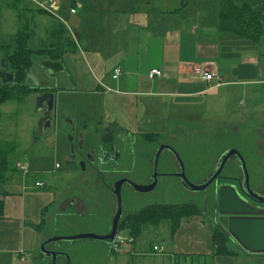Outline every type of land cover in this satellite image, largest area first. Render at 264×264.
<instances>
[{"label": "crops", "instance_id": "obj_1", "mask_svg": "<svg viewBox=\"0 0 264 264\" xmlns=\"http://www.w3.org/2000/svg\"><path fill=\"white\" fill-rule=\"evenodd\" d=\"M206 2L210 0H202L195 7L191 0H181L177 6L176 0H53L52 3L46 0H0V48L15 47L19 33H23L28 37L27 46L31 51H52L59 46L66 51L61 61L34 55L32 62L37 67L32 75L41 88L50 89L43 93L54 95L57 106L62 95L77 93L84 97L83 105L89 114L98 115L99 123H105L103 135L98 136L102 143L90 146L89 150L100 145L105 149L107 145L103 140L111 133L114 152L107 150L116 153V161L110 162L114 163L115 169L121 167L125 150L123 143L115 140L123 135L132 137L138 131L142 133L141 137L158 134L157 147L152 154L161 159L163 153L169 151L177 162L176 151L160 138L174 125V118H198L197 111L189 110V107L205 104L206 94L244 86V96L247 95L246 100L249 99L253 109L264 105V97L257 99L250 89L252 86L264 87V76L258 73V60L230 44L229 40L234 36L225 35L218 25L221 4L214 5L208 12L201 8H210ZM43 5L50 10L43 9ZM2 22L11 24L8 41L1 35ZM4 58L0 49V63ZM117 68L121 73L114 79ZM195 68L216 73L222 83L202 81L194 74ZM153 70H160L161 77L150 78ZM92 99H99L103 104L95 108ZM182 106L187 109L180 110ZM43 108L46 111L40 125L43 132L48 133L52 129L49 117L52 112L45 103ZM234 113L225 117L238 120V124L254 118L256 121L260 114L251 115L244 110L235 119ZM81 128L86 130L88 126L82 122ZM9 149L12 157L13 151ZM226 151L220 152L210 163L205 181L216 170ZM17 166L18 170L8 173L5 183L0 184V264H37L35 256L38 253L52 260L40 249L48 242L43 239L46 216L53 214L58 205L56 200L53 201L54 196L45 191L46 185L39 191L35 186H29L34 172L20 163ZM20 166L25 170L22 171ZM90 167L94 168L93 165ZM179 170L177 168L176 172ZM89 172L88 175L98 172L101 176L102 171ZM151 173L152 169L149 175ZM168 174L164 173V176ZM120 175L118 179L127 178H123V172ZM243 178L240 161L232 157L212 184L211 202L206 196L201 206L199 201L187 203L196 205L199 215L182 220L175 232L170 223L164 234L153 231L162 223L148 225L143 231H151L152 237L158 240L148 246L147 241L139 243L137 251L142 234L133 238L121 252L127 251L130 259L126 261L120 256L119 264H264V204L241 190ZM43 181L38 179L34 183ZM260 184L262 182L251 189L264 195ZM65 204L60 203L57 207L61 211L58 221L71 215L64 213ZM79 204L80 200L76 199L71 206ZM215 230L224 236L223 249L214 243ZM57 233L53 229V236H58ZM56 242H49L46 247ZM158 246L161 250L154 251ZM49 250L60 253L57 261L65 259L60 250L51 247ZM111 250L117 253L114 247Z\"/></svg>", "mask_w": 264, "mask_h": 264}, {"label": "rangeland", "instance_id": "obj_2", "mask_svg": "<svg viewBox=\"0 0 264 264\" xmlns=\"http://www.w3.org/2000/svg\"><path fill=\"white\" fill-rule=\"evenodd\" d=\"M176 1L175 6L181 2V0ZM200 1L202 0H191L195 7L200 5ZM223 1L226 0H210V2H206L210 8L205 6H201V8L203 7L209 12V9H212L214 5L221 4ZM232 1L238 5L251 3L255 6H262L264 14V0ZM2 24L4 25H2L1 35L8 41L11 35V24L9 22H2ZM229 42L235 44L234 46L244 52L243 54L248 52L256 57L258 73L264 76V35L257 43H252L239 36H234V39ZM252 87L250 89L254 91L256 98L262 99L264 87L260 85ZM243 89H245L244 86H237L206 94L205 104L196 105L194 108L189 107V110L197 111L195 113L198 114V118H174V125L168 128V133L162 134L161 142L170 145L179 155L184 174L186 173L185 178L189 183L203 185L206 182L205 174L210 170L209 166L213 159L217 158L220 152L229 151L231 150L229 148L234 147V150L240 151L238 152L246 165L249 187L253 189L262 182L260 190L264 191V105L255 111L251 107L249 99L246 100L247 95L244 96ZM38 97V94H30L23 102L11 101L0 105V149L11 148L13 151L12 163L14 165L20 163L34 172L33 176L35 177L29 182L30 187L35 186V190H42L44 188H37L34 182L38 179L44 180L45 191L54 196L53 201L56 200L58 206L60 203H66L64 213L71 215L64 214L67 216L58 221L59 217L57 219V216L61 211L57 206L54 207L53 214L46 216L47 223L43 228V239L46 242L57 237L67 238L82 234L108 235L111 232L110 229L117 211V198L113 193L117 183L120 180H125L118 179L121 172H123V178L127 177L129 182L124 184L120 190L121 220L126 215L139 212L154 204L190 205L187 203L199 201L198 205L201 206L206 196L211 202L213 186L210 185L206 190L198 192L187 189L178 177L180 170L178 173L176 172L177 168H181L180 164L178 161H174L173 155L169 151L164 152L159 160L158 168L155 171L158 176L155 188L147 192L135 190L133 185L148 186V184H152V173L149 175L151 169L153 170L151 158L157 147L156 142L148 144L143 141L140 131L132 137L123 135L115 140V142H122L125 148L123 150L124 159L121 167H118L119 169H115L111 165L101 167L97 163L96 169L90 167L91 165L86 159L87 154L91 152L89 148L102 143L98 136L103 135L102 128L105 123H99V119L96 118L99 117L98 115L89 114L87 107L83 105L84 97H80L77 93L65 94L60 96L59 106L55 104L52 114H49L50 120H52L51 131L43 132L40 122L46 109H37ZM92 100L91 104L95 108L98 104H103L99 99ZM258 103L260 104L259 101ZM179 109L185 110L187 106H182ZM244 110H247L251 115L260 113L259 116L256 115L259 119L255 121L254 118L247 123L238 124L236 122L238 120L225 117L226 114L235 112V119H238L236 116L240 115V112L243 113ZM216 114L220 117L212 116ZM82 122L87 124L86 130L81 128ZM73 127H75V131H73ZM77 143H79L78 148ZM72 146L77 149L73 155L70 151ZM79 146L82 148L80 149ZM143 156L146 159H142ZM234 157L238 160L236 156ZM111 169L114 171H109ZM91 170L102 171V177H97L98 172L88 175ZM164 173H174L175 175L164 176ZM76 199L80 200L81 204L72 207L71 203ZM168 225V221L162 222L161 226L153 228V231L157 234H164ZM145 227L147 226L142 228L144 233H141L142 235L138 239L137 251L139 243L147 241L148 246L152 241L158 240L157 237H152L151 231H143ZM53 229L58 231L56 234L58 236H53ZM127 233L120 232L118 235L121 239L132 240L133 236ZM128 244L125 242L124 244L106 246L105 242L92 239L73 242L60 240V242L50 243L46 249L51 247V249L60 250L64 256L70 259L71 264H119L120 256L126 261L130 259V254L127 251L121 253L127 249ZM113 247L117 253L111 250ZM60 260L61 258L55 264L67 263L64 258L61 262ZM35 261L37 264H54L53 260L43 257L40 253L36 254Z\"/></svg>", "mask_w": 264, "mask_h": 264}, {"label": "trees", "instance_id": "obj_3", "mask_svg": "<svg viewBox=\"0 0 264 264\" xmlns=\"http://www.w3.org/2000/svg\"><path fill=\"white\" fill-rule=\"evenodd\" d=\"M263 19L262 6H255L251 3L238 5L232 0H226L221 2L219 7L218 25L220 31L225 35L239 36L252 43L259 42L264 35ZM27 40L28 37L26 34L19 33L15 47L5 46L0 48L5 59L8 61V71L14 75V82L12 84H3L0 82V105L10 101L23 102L30 94H42L44 91H50V89H44L40 86L37 88H27L25 86L28 73L34 66L32 57L34 55L48 56L53 61H61L66 53L61 46L52 51L34 52L28 49ZM230 44L233 45L232 43ZM152 136L157 137L158 134L145 135L149 141L150 139L152 140ZM10 155V149H0V184L5 183L8 173L16 172L17 170L11 161ZM199 214L200 210L191 204L151 205L139 212L126 215L119 224L118 233L128 232L133 238H138L144 226H156L165 221L170 223L172 231L175 232L179 228L182 220ZM213 239L217 247L225 248L224 236L219 231H214Z\"/></svg>", "mask_w": 264, "mask_h": 264}, {"label": "water", "instance_id": "obj_4", "mask_svg": "<svg viewBox=\"0 0 264 264\" xmlns=\"http://www.w3.org/2000/svg\"><path fill=\"white\" fill-rule=\"evenodd\" d=\"M36 67L37 66L34 64L32 69L28 73L27 79L25 81V86L27 88L28 87H31V88L39 87L38 81L32 75V72L34 71V69ZM8 69H9L8 61H7V59L4 58V59H2V61L0 63V82L3 84H12L14 82V75L10 71H8ZM36 103H37V109H42V105L44 103H46L48 106V111L53 112L54 107H55V97L52 94L45 93L42 96L38 97ZM175 156L177 157V159L181 165L180 166L181 172L178 173V177L182 180L184 186L187 189H190V190L196 191V192L204 191L208 188V186H210L214 182H216L217 179L219 178V176L222 174L224 166L227 163V161L230 160L232 157L236 156L238 158V160L240 161L241 169H242L243 177H244V183L240 184L241 190L247 196L252 197L253 199H255L256 201H258L261 204H264V196L261 193H259V192L257 193L256 191L252 190L249 187V183H248L249 179H248V173L246 171V165L244 163L242 156L240 155V153L237 150L232 149V150H229L226 153H224V155L219 160V162L216 166V170L212 173L211 176L208 177L207 181L203 185H193L186 180L185 174H184V169L182 168L181 160L179 159L177 154H175ZM154 178H155V181L152 185H148V186L133 185V188L137 191H142V192L150 191V190L154 189L156 184H157V175ZM125 182L129 183L128 181H120L117 183L115 190H114V194L116 195V198H117V211H116V214H115L114 219H113L111 232L108 235L97 236L94 234H82V235H77V236H72V237H67V238L57 237V238H54V239L48 241L44 245H42L40 251L43 254H45L47 257H51L52 260L54 261V264H55L60 253L53 252V251L51 252V251L46 250L45 247L49 242H56V241H60V240H68V241L73 242V241H79V240L92 239V240H96V241H100V242H105L108 245H113L116 241V238H117V235L119 232V230H118L119 229V223H120L121 217H122V205H121L120 190H121V187L123 186V184ZM65 260L67 261L66 264H71L70 259L67 256H65Z\"/></svg>", "mask_w": 264, "mask_h": 264}, {"label": "flooded vegetation", "instance_id": "obj_5", "mask_svg": "<svg viewBox=\"0 0 264 264\" xmlns=\"http://www.w3.org/2000/svg\"><path fill=\"white\" fill-rule=\"evenodd\" d=\"M44 94V93H43ZM43 94H40L39 95V97L40 96H42ZM46 104V103H45ZM47 105V104H46ZM47 108H48V106H47ZM74 129H73V131H75V127H73ZM151 134H153V133H151ZM80 136V135H79ZM153 137H154V140H153ZM142 139H143V141H147L149 144H153L154 142H158V141H156V140H159V139H157L155 136H152V140L150 139V141L149 140H146V137L144 136V135H142ZM114 139L112 138V134L111 133H109L108 135H107V137H105L104 138V140H103V142H104V144H106L107 145V147L104 149V147L103 148H101V145L99 146V147H97L96 149H94L93 151H91L89 154H87V157H86V159H87V161L91 164V165H93L94 166V168H95V165H96V163L98 164V165H100L101 167H105V166H108V165H112V167H113V164L114 163H110V162H113V161H116V153L114 154V153H112L110 150H107V149H113V152H114V148H113V143H114V141H113ZM71 141H73V139L71 138ZM78 144L79 143H77V148H78ZM81 144V143H80ZM79 148L81 149L82 147H80L79 146ZM76 148L74 147V146H72V149L70 150L71 151V154L73 155V154H75V152H76ZM72 157V156H71ZM71 157H70V159H71ZM142 159H146L144 156L142 157ZM150 160V159H149ZM159 158H158V156L156 155V154H154L153 156H152V158H151V161H152V165H153V170H152V179H153V182H152V184L154 183V181H155V176L157 175L156 173H155V171H156V169L158 168V163H159ZM118 161V160H117ZM84 163V162H83ZM108 163H110V164H108ZM108 164V165H107ZM85 165V164H84ZM181 172V171H180ZM97 177H102V176H97ZM125 180H120V181H128V178H124ZM119 181V182H120ZM242 183H244V178H243V181L241 182V184ZM124 184H128L127 182H125ZM124 184H123V186H124ZM151 184V183H150ZM150 184H148V185H150ZM151 184V185H152ZM143 186V185H142ZM258 193V192H257ZM50 251V250H49ZM52 252V251H51ZM53 252H55V251H53Z\"/></svg>", "mask_w": 264, "mask_h": 264}, {"label": "built area", "instance_id": "obj_6", "mask_svg": "<svg viewBox=\"0 0 264 264\" xmlns=\"http://www.w3.org/2000/svg\"><path fill=\"white\" fill-rule=\"evenodd\" d=\"M47 3H52L53 0H46ZM43 9L49 11L50 10V7L46 6V5H43L42 6ZM72 13H74L75 11H71ZM121 73V69L117 68L114 70V74H113V78L116 79ZM194 74L195 75H198V77L204 81V82H207V83H211L213 81H218L216 84L217 85H220L221 84V79L218 78V75L216 73H213L209 70H204L203 68H195L194 69ZM162 75V72L160 70H153L150 72V75L149 77L150 78H153V77H161ZM20 169L23 171L25 169L22 168V166H20ZM36 187L37 188H44L45 187V184L43 182H36L35 183ZM125 242H128L130 243L131 242V239H121L119 235H117V238H116V241L114 244H124ZM161 250L160 247H154V251H159Z\"/></svg>", "mask_w": 264, "mask_h": 264}]
</instances>
